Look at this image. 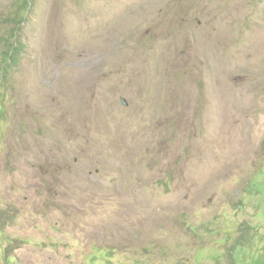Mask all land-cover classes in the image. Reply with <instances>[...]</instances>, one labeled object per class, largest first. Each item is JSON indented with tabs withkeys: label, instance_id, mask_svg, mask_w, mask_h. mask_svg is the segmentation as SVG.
Segmentation results:
<instances>
[{
	"label": "rangeland",
	"instance_id": "1",
	"mask_svg": "<svg viewBox=\"0 0 264 264\" xmlns=\"http://www.w3.org/2000/svg\"><path fill=\"white\" fill-rule=\"evenodd\" d=\"M24 3L0 264H264V0Z\"/></svg>",
	"mask_w": 264,
	"mask_h": 264
},
{
	"label": "trees",
	"instance_id": "2",
	"mask_svg": "<svg viewBox=\"0 0 264 264\" xmlns=\"http://www.w3.org/2000/svg\"><path fill=\"white\" fill-rule=\"evenodd\" d=\"M27 5V8L31 7L32 5V0H25V3ZM24 22L23 21H20L17 22V26L21 27L22 24ZM20 47L21 45L17 44L16 42L12 44V46L8 49L7 51V59L5 61V64L10 65L12 62H17L18 61V58L20 57ZM10 62V63H9ZM5 78H7L5 76ZM2 79H3V76H0V86L2 84ZM3 85V84H2ZM2 87V86H1ZM0 87V88H1ZM236 246H240L239 242L236 243ZM236 246H234V249H236Z\"/></svg>",
	"mask_w": 264,
	"mask_h": 264
}]
</instances>
